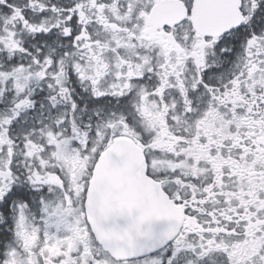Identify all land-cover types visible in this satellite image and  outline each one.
Segmentation results:
<instances>
[{"label":"snow or ice","instance_id":"6c2138e0","mask_svg":"<svg viewBox=\"0 0 264 264\" xmlns=\"http://www.w3.org/2000/svg\"><path fill=\"white\" fill-rule=\"evenodd\" d=\"M0 264H264V0H0Z\"/></svg>","mask_w":264,"mask_h":264}]
</instances>
